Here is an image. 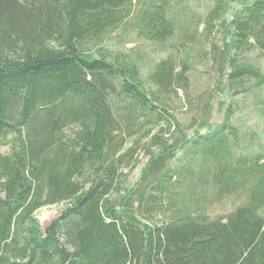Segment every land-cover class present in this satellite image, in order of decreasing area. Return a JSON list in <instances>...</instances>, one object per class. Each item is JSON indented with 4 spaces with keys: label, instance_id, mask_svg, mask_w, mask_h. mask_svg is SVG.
Returning a JSON list of instances; mask_svg holds the SVG:
<instances>
[{
    "label": "trees",
    "instance_id": "16d2710c",
    "mask_svg": "<svg viewBox=\"0 0 264 264\" xmlns=\"http://www.w3.org/2000/svg\"><path fill=\"white\" fill-rule=\"evenodd\" d=\"M180 8L0 0V264H264V129L238 115L264 118V72L248 56L264 51V0H214L201 30ZM131 16L138 36L176 39L180 55L144 69L110 47ZM201 43L231 94L216 121V95L192 89ZM177 104L198 115L185 123ZM60 202L43 227L36 211Z\"/></svg>",
    "mask_w": 264,
    "mask_h": 264
},
{
    "label": "rangeland",
    "instance_id": "374dc122",
    "mask_svg": "<svg viewBox=\"0 0 264 264\" xmlns=\"http://www.w3.org/2000/svg\"><path fill=\"white\" fill-rule=\"evenodd\" d=\"M214 3V0H179V4L182 8L178 9L180 14L184 17L183 20H195L198 23L199 29L203 28V19L207 12L210 10ZM112 36L107 41L110 47L114 49H121L124 51L131 52L137 59H141V63L144 69L151 68L155 62L159 61L161 58H166L170 54L173 56H179L180 52L178 49H175L173 43L176 39L169 41L167 43L162 42H150L145 40L144 38L137 35L135 31V25L133 21V16L128 18L121 26L116 28L111 32ZM198 36V35H197ZM199 37V36H198ZM219 37V36H218ZM220 41V38H218ZM203 43V42H202ZM201 44L194 45L193 53H196L198 56L195 59L194 66L190 69V78L192 79V89L193 94L204 93L205 97L209 95H216L214 98V115L212 117L213 121L219 120L221 118L220 110L218 109V101L223 99H231V94H225L222 90L216 89L214 78L217 76L216 66H212L210 56L205 51V46ZM219 46L222 45V42L218 43ZM248 56L253 58V61L257 63V66L264 72V51H260L258 48L252 49L248 52ZM255 78L251 77L247 79L245 82L247 84L254 83ZM240 92L236 93V100L239 98L245 97L247 94L246 91H243L241 88ZM182 94L183 91L181 90ZM246 99V98H245ZM243 100V99H242ZM244 101V100H243ZM250 102L251 99L246 100L245 111H250ZM238 113V112H237ZM177 114L185 123L191 122L195 116L198 115V110L195 108V105L189 104L187 107L182 106L181 104H177ZM239 116L243 118V124L256 123L253 124V128L257 129V131H262L264 129V118L261 115L249 116L246 114H240ZM202 130H206V128H202ZM189 133H192V129L189 128ZM0 150L7 151L9 150L8 145H0ZM149 156L145 155L143 151L139 154V162L133 170H127L128 179L130 182H135L141 175L146 162ZM223 203L216 205L211 208L213 213H224L232 208V203L238 202L235 201V196H230ZM243 198V197H242ZM241 199V198H240ZM66 203H53L40 207L36 211V215L39 218L43 227H46L56 216L61 212ZM260 212L264 214V206L260 208Z\"/></svg>",
    "mask_w": 264,
    "mask_h": 264
}]
</instances>
